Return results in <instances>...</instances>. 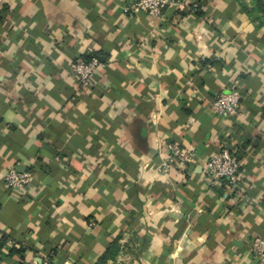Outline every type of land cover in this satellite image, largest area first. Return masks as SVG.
Returning <instances> with one entry per match:
<instances>
[{"label": "crops", "instance_id": "0c3cea01", "mask_svg": "<svg viewBox=\"0 0 264 264\" xmlns=\"http://www.w3.org/2000/svg\"><path fill=\"white\" fill-rule=\"evenodd\" d=\"M160 17L134 0L0 5V264H258L264 238V26L235 0H175ZM102 68L80 86L69 65ZM235 90V116L210 110ZM186 170L160 172L166 144ZM221 148L237 190L209 188ZM29 171L12 191L7 171ZM93 224V225H91Z\"/></svg>", "mask_w": 264, "mask_h": 264}, {"label": "built area", "instance_id": "2783aa9c", "mask_svg": "<svg viewBox=\"0 0 264 264\" xmlns=\"http://www.w3.org/2000/svg\"><path fill=\"white\" fill-rule=\"evenodd\" d=\"M4 1L0 0V5ZM176 4L180 5L175 0H134L131 10L143 12L150 17H160L166 8ZM100 68H102V63L96 57L87 60L78 58L70 63L69 72L76 78L80 86H89L92 77ZM239 105L240 94L231 90L216 96L210 104V110L215 116L227 118L238 113ZM166 150L168 157L158 167L160 172H166L172 168L184 171L193 164L194 155L187 147L176 142H169L166 144ZM239 170L240 160L238 156L225 148H221L205 161L202 173L209 188L237 190L241 183ZM30 181L31 173L29 171L19 172L14 168L9 169L3 179L5 186L12 191L24 189L30 184ZM250 251L258 264H264V238H253ZM32 264H48V262L42 260Z\"/></svg>", "mask_w": 264, "mask_h": 264}, {"label": "trees", "instance_id": "16d2710c", "mask_svg": "<svg viewBox=\"0 0 264 264\" xmlns=\"http://www.w3.org/2000/svg\"><path fill=\"white\" fill-rule=\"evenodd\" d=\"M241 11L256 28L264 26V0H235ZM89 57L85 58V60ZM119 252L117 241L110 243L105 252L100 256L96 264H106L108 260L114 259Z\"/></svg>", "mask_w": 264, "mask_h": 264}, {"label": "water", "instance_id": "95a60500", "mask_svg": "<svg viewBox=\"0 0 264 264\" xmlns=\"http://www.w3.org/2000/svg\"><path fill=\"white\" fill-rule=\"evenodd\" d=\"M24 170H21V171H19V172H23Z\"/></svg>", "mask_w": 264, "mask_h": 264}]
</instances>
